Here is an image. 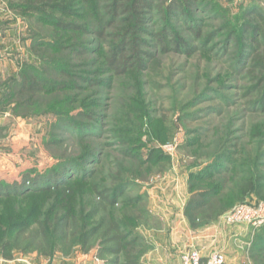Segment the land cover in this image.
I'll use <instances>...</instances> for the list:
<instances>
[{
	"label": "rangeland",
	"instance_id": "obj_1",
	"mask_svg": "<svg viewBox=\"0 0 264 264\" xmlns=\"http://www.w3.org/2000/svg\"><path fill=\"white\" fill-rule=\"evenodd\" d=\"M114 1L73 0L72 16L64 18L71 27L63 31L0 0V67L11 69L1 78L11 80V100L0 110V183L43 187L82 178L107 191L116 197L113 213L129 215L127 229L142 241L141 264H180L191 250L203 256L221 251L225 264H264V222L225 220L237 206L264 203V107L252 89L248 48L251 38H260L244 32L250 12L264 16V0H149L152 9L143 18L124 14L126 3H119L116 16ZM135 40L139 53L129 45ZM122 46L116 61L129 60L116 75L108 59ZM150 54L155 71L148 67ZM21 73L43 82L32 102L17 94ZM237 166L244 168L231 174L227 208L206 212L192 229L183 214L189 181ZM82 204L80 195L77 213ZM106 212L93 214L91 222ZM100 248L97 242L88 254L75 248L65 255L56 246L50 257L18 251L12 263L114 259H101Z\"/></svg>",
	"mask_w": 264,
	"mask_h": 264
},
{
	"label": "trees",
	"instance_id": "obj_2",
	"mask_svg": "<svg viewBox=\"0 0 264 264\" xmlns=\"http://www.w3.org/2000/svg\"><path fill=\"white\" fill-rule=\"evenodd\" d=\"M9 1L13 3L11 7L13 11L22 16H36L37 21L52 25L54 30L58 28L64 31L71 27L69 23H65L64 18L72 16L68 6H72L73 0ZM92 1L95 0H75L83 4ZM119 3H126L127 7L122 10L124 14L131 12L141 16L140 18L146 14L145 10L152 9L149 0H115L113 13L116 16L120 15ZM170 9L171 6L168 8V14H171ZM248 15L252 24L248 23L244 32L252 31L260 38L258 41L253 37L248 44L252 54L250 59L252 74L255 73L251 78L254 82L252 89L258 92V100L264 107V16L257 10ZM75 28L76 31L81 29ZM103 32L104 30L96 34L102 37ZM191 32L196 34L192 30ZM129 33L130 31L127 32ZM156 38L161 44L163 40L160 36L156 35ZM123 45L126 47L128 44L126 42ZM129 45H133V51L139 53L138 40ZM124 49L123 46L118 48V52L111 54L108 59V69L116 75L123 74L127 67L129 59H123L122 63L116 61V56L122 55ZM148 57H150L148 67L155 71L158 62L154 60L153 55L150 54ZM20 77L17 94L20 97L25 96L28 102H32L44 90L43 82L35 74L21 73ZM1 80L0 90L3 92L0 95V110L6 108L11 100L10 91L7 89L9 87L7 83L11 80H7V83ZM239 168L243 169L244 166H237L235 169L213 168L210 173L197 175L189 181L191 196L185 204L183 214L192 229L201 226L206 212L213 215L227 208L226 197L234 190L230 189L229 180L231 174L233 177L242 174ZM84 183L85 180L82 178L73 181L49 180L48 186L43 187H38L35 181L29 187L18 183L12 185L0 183V229L3 228L0 237V256L5 261H12L18 251H36L41 256L50 257L56 246L65 255L71 254L75 248L88 254L93 245L99 242L101 259L105 256H114L107 264H141L139 258L143 253V245L140 237L132 235L127 229L129 215L117 217L112 211L117 204L116 197L113 195L108 197L107 191H101L97 186H86ZM80 187L83 193H80ZM256 189L261 190L260 187L252 186V190ZM80 195L83 204L82 210L77 213L75 203ZM42 198L44 203L40 205L38 201ZM88 206L91 207L90 211L86 210ZM102 210L107 211L106 216L91 222L93 214H98Z\"/></svg>",
	"mask_w": 264,
	"mask_h": 264
},
{
	"label": "built area",
	"instance_id": "obj_3",
	"mask_svg": "<svg viewBox=\"0 0 264 264\" xmlns=\"http://www.w3.org/2000/svg\"><path fill=\"white\" fill-rule=\"evenodd\" d=\"M228 224L249 223L256 226L264 222V203L254 206L240 205L225 215ZM226 258L223 252L215 251L204 257L199 251L191 250L184 253L180 264H225Z\"/></svg>",
	"mask_w": 264,
	"mask_h": 264
},
{
	"label": "crops",
	"instance_id": "obj_4",
	"mask_svg": "<svg viewBox=\"0 0 264 264\" xmlns=\"http://www.w3.org/2000/svg\"><path fill=\"white\" fill-rule=\"evenodd\" d=\"M2 60H0V63H1ZM9 65H7L6 69L5 68H2L0 67V80L1 78H3L8 72L11 71V69L8 68ZM8 68V69H7ZM206 257V256H204ZM13 261V260H12ZM12 261H5L4 264H15V263H12Z\"/></svg>",
	"mask_w": 264,
	"mask_h": 264
}]
</instances>
